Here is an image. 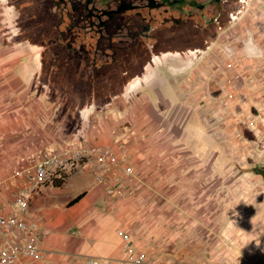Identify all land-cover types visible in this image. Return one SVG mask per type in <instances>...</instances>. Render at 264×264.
Returning a JSON list of instances; mask_svg holds the SVG:
<instances>
[{
    "label": "rangeland",
    "instance_id": "rangeland-1",
    "mask_svg": "<svg viewBox=\"0 0 264 264\" xmlns=\"http://www.w3.org/2000/svg\"><path fill=\"white\" fill-rule=\"evenodd\" d=\"M14 16L0 0L2 184L38 155L92 138L118 160L101 183L130 206L125 228L152 261L264 264V58L239 51L249 35L264 47V0H246L205 52L165 58L104 109L76 108L78 96L40 77ZM223 44L237 54L224 57Z\"/></svg>",
    "mask_w": 264,
    "mask_h": 264
},
{
    "label": "flooded vegetation",
    "instance_id": "flooded-vegetation-1",
    "mask_svg": "<svg viewBox=\"0 0 264 264\" xmlns=\"http://www.w3.org/2000/svg\"><path fill=\"white\" fill-rule=\"evenodd\" d=\"M40 77L110 108L149 68L210 48L246 0H7ZM197 53V54H196ZM196 54V56H195Z\"/></svg>",
    "mask_w": 264,
    "mask_h": 264
},
{
    "label": "crops",
    "instance_id": "crops-1",
    "mask_svg": "<svg viewBox=\"0 0 264 264\" xmlns=\"http://www.w3.org/2000/svg\"><path fill=\"white\" fill-rule=\"evenodd\" d=\"M88 140L103 145L98 140ZM120 161L121 166L133 165L129 160ZM91 164L65 182L47 184L32 199L31 212L42 220L39 239L44 256L28 264H84L91 256H122L124 240L118 230L129 232L125 227H129L131 208L120 200L114 201L112 189L109 193L106 184L96 180L100 164L96 159Z\"/></svg>",
    "mask_w": 264,
    "mask_h": 264
},
{
    "label": "built area",
    "instance_id": "built-area-1",
    "mask_svg": "<svg viewBox=\"0 0 264 264\" xmlns=\"http://www.w3.org/2000/svg\"><path fill=\"white\" fill-rule=\"evenodd\" d=\"M94 159L101 168L96 180L104 182L103 168L118 161L112 149L92 142L80 144L73 141L57 146L41 155L32 165L17 171L12 176V185L0 183V264H28L42 259L44 251L39 239L42 220L31 212L32 199L47 184L65 182L71 175L88 167ZM122 169L133 172L130 165L122 166ZM118 232L124 240L121 257L91 256L84 264H158L137 247L130 232L123 229Z\"/></svg>",
    "mask_w": 264,
    "mask_h": 264
},
{
    "label": "clouds",
    "instance_id": "clouds-1",
    "mask_svg": "<svg viewBox=\"0 0 264 264\" xmlns=\"http://www.w3.org/2000/svg\"><path fill=\"white\" fill-rule=\"evenodd\" d=\"M239 51L250 59L264 58V47H261L251 35L242 41V47ZM220 52L226 58H230L237 54L236 50L229 44L221 45ZM178 70L183 71L182 68Z\"/></svg>",
    "mask_w": 264,
    "mask_h": 264
},
{
    "label": "bare ground",
    "instance_id": "bare-ground-1",
    "mask_svg": "<svg viewBox=\"0 0 264 264\" xmlns=\"http://www.w3.org/2000/svg\"><path fill=\"white\" fill-rule=\"evenodd\" d=\"M177 70V69H176Z\"/></svg>",
    "mask_w": 264,
    "mask_h": 264
}]
</instances>
